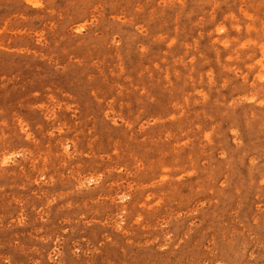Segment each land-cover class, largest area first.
<instances>
[{
	"label": "clouds",
	"instance_id": "obj_1",
	"mask_svg": "<svg viewBox=\"0 0 264 264\" xmlns=\"http://www.w3.org/2000/svg\"><path fill=\"white\" fill-rule=\"evenodd\" d=\"M0 264H264V0H0Z\"/></svg>",
	"mask_w": 264,
	"mask_h": 264
}]
</instances>
